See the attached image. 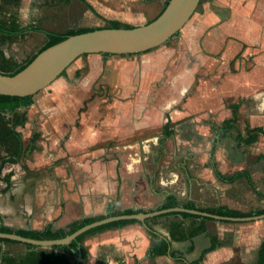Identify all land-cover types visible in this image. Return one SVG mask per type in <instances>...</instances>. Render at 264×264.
I'll return each instance as SVG.
<instances>
[{
    "label": "crops",
    "instance_id": "1",
    "mask_svg": "<svg viewBox=\"0 0 264 264\" xmlns=\"http://www.w3.org/2000/svg\"><path fill=\"white\" fill-rule=\"evenodd\" d=\"M112 1V9L95 10L132 27L154 20L166 2ZM197 11L170 49L138 58L87 55V71L75 84L69 73L52 83L51 104L40 117H47L54 140L46 153L55 156L0 172L1 226L12 233L66 231L73 222L102 218L109 206L112 215L162 210L168 197L177 207L191 203L198 211L264 210V136L252 144L237 139L246 127L264 130V0H203ZM152 74L165 82L150 88ZM235 104V129H227L222 124ZM62 138L64 145H56ZM238 173H246L252 185L243 177L231 183L218 178ZM169 214L85 236L84 264H190L211 239L214 247L199 264H256L264 219L207 218L203 233L169 241L173 224L200 223ZM159 239L169 241L173 258L150 256ZM0 249L14 258L28 252L14 241L0 243Z\"/></svg>",
    "mask_w": 264,
    "mask_h": 264
},
{
    "label": "trees",
    "instance_id": "2",
    "mask_svg": "<svg viewBox=\"0 0 264 264\" xmlns=\"http://www.w3.org/2000/svg\"><path fill=\"white\" fill-rule=\"evenodd\" d=\"M5 2H12L17 3L18 0H3ZM82 3H84L85 7L90 10L97 18L103 20L106 22V26L101 28H87V29H78V30H71L64 34H56V33H50L45 32L40 29H37L36 31L44 33L46 37L45 44L41 47V49L33 55L27 62H25L22 65H15L13 63H10L7 65V63H0V73L3 75L13 76L14 74L21 71L23 68H25L26 65H28L34 57L43 51L44 49L59 43L69 36H74L86 32H90L97 29H103V28H110V29H117V28H124V29H130L132 26L121 24L117 21H110L104 19L96 10L95 8L90 5L87 1L81 0ZM169 0H166L163 9L168 4ZM201 2V0H200ZM199 2V3H200ZM162 9V11H163ZM161 11V12H162ZM160 12V13H161ZM25 29H23L18 19L14 16L11 18H0V36L5 38L8 41H11L13 38L19 36L21 33H23ZM179 32L175 35L178 36ZM174 36V37H175ZM169 42V41H168ZM167 42V43H168ZM165 43V44H167ZM107 55V54H102ZM87 55H83L81 57H85ZM68 69V68H67ZM65 69L60 77L65 76L66 70ZM87 71V66L84 67L83 71L77 70L74 74V78L78 79L80 78L85 72ZM96 93L94 92V95ZM93 95H91L88 99H91ZM32 98L33 96H27V97H10V96H4L0 95V172L3 169L4 165L6 163H16V157L19 156L20 151V134L16 132V128L20 127L22 128L25 123V114H18L16 110L20 107L27 108L32 104ZM229 108L231 110V118L229 120H226L223 122V126L227 129H235V124L237 121V111L239 108V105H229ZM81 110V109H80ZM9 115V117H7ZM164 130L167 132L168 126H164ZM168 134V133H166ZM258 135L264 136V130L261 128H253L250 129L249 127H246L245 129V135L241 136L238 134L237 139L244 143V144H252L257 141ZM239 177H243L247 183L251 186V180L249 176L246 173H238L230 177H221L218 175L219 179H222L226 182H233ZM178 206V202L172 198L168 197L166 201L159 207V209H169L174 208ZM185 209L194 210V207L191 203H186L182 206ZM199 211L207 212L211 214H215L222 217H232V218H243L251 216L252 213H240L237 211L229 210L227 208H216L212 210H202L199 209ZM146 213L145 210H124L123 212H115L114 215H130L134 213ZM256 215L264 214V210L257 211L255 213ZM169 215L178 216L182 219H189V220H199L200 223L198 225H195L194 227L185 228L182 223H176L172 225V228L169 233V241L174 240H181V239H191L194 236H197L198 234H201L205 231L204 223L206 222L207 218L199 217L192 214L187 213H171ZM161 217V216H160ZM96 219L88 218L83 219L81 221H76L71 223L68 226V229L66 231L63 230H57L52 231L50 228L45 229L42 232H27V231H17L15 234L36 239V240H54V239H61L75 230L79 229L80 227L89 224ZM130 223H137L135 220H127V221H118L113 222L107 225H103L100 227H96L94 229H91L87 231L86 233L80 235L77 237L69 246H56L52 247L50 249L46 248H40L28 244H24L26 248L28 249V252H26L23 256L19 258H14L8 255H4L0 249V264H84L86 258H87V251L84 247L81 246L82 240L85 236L99 232L104 229L108 228H116V227H122L124 225L130 224ZM0 233H12L9 229L3 227L0 225ZM212 240V244L209 248L203 250L200 254V256L190 264H199L203 258V256L211 251L214 247V240ZM169 241L164 239H159L156 241V244H154L150 250V256L152 258H157L161 256L168 255L170 257H174L175 254L172 251L168 252L169 248ZM13 242L7 239H0V243H9ZM80 258V262L77 263L76 259ZM256 264H264V240L261 243Z\"/></svg>",
    "mask_w": 264,
    "mask_h": 264
},
{
    "label": "water",
    "instance_id": "3",
    "mask_svg": "<svg viewBox=\"0 0 264 264\" xmlns=\"http://www.w3.org/2000/svg\"><path fill=\"white\" fill-rule=\"evenodd\" d=\"M200 0H169L163 11L151 22L130 29L103 28L69 36L40 53L13 76L0 73V95L10 97L33 96L53 83L76 59L83 55H136L152 51L173 38L189 21ZM187 213L203 218L227 222H247L263 220L264 214L243 218L222 217L215 214L181 207L162 209L150 213L112 215V206L105 215L86 224L71 234L54 240H36L15 233H0V239H7L40 248L69 246L77 237L87 231L118 221L135 220L145 224V220L162 214ZM80 262V258L76 259Z\"/></svg>",
    "mask_w": 264,
    "mask_h": 264
},
{
    "label": "rangeland",
    "instance_id": "4",
    "mask_svg": "<svg viewBox=\"0 0 264 264\" xmlns=\"http://www.w3.org/2000/svg\"><path fill=\"white\" fill-rule=\"evenodd\" d=\"M85 1L95 9L99 7L112 9L114 7V2L112 0ZM202 1L203 0H201V2ZM197 10L198 6L191 18L198 12ZM12 16L18 19L20 26L25 29V31L11 41L0 36V63L4 61L3 63H7V65L9 62L15 65H22L41 49L46 42V37L44 33L36 31L37 29L50 33L64 34L71 30L101 28L107 25L105 21L97 18L90 10H88L81 0H18L17 3L0 0V18L6 19L11 18ZM120 23L123 24L122 22ZM187 23L184 27H186ZM184 27L179 31L178 36L171 38L167 44L154 50L170 49L175 46L178 37L184 33ZM250 48H252V46H250ZM142 54H137V58L142 57ZM85 57H79L78 60H75L66 70V73H69V76L72 77L70 81L68 80L69 82H74L75 84L78 81V79H75L73 74H71V71L74 66H77L78 70L83 71L86 66ZM168 60L169 59L159 65L162 68H166ZM162 70L164 71L165 69ZM152 77L155 80L153 83L154 86L153 84L150 86L152 89L161 86L165 82L164 76L154 78L152 74ZM50 87H52V83L37 94L33 95V102L29 107H20L16 110L18 114H25L26 118L24 126L22 128H16V131L22 138V150L16 163H6L4 165L1 170V175L3 173L6 174L8 170H10L11 173L18 171V166L16 165L18 162L19 164H23L25 162L53 160L51 158H54L55 154L46 153L49 151V145L54 144V140L48 132V120L45 116L40 117L44 106L47 107L51 104L49 101V95H51ZM93 88L95 89V87ZM148 93L150 95L151 91ZM100 110L103 113L106 112L104 107H101ZM7 117H9V115H7ZM64 143L65 138H62L57 141L56 145L62 147ZM34 147H41V151H36L37 148L33 150ZM28 150L29 155L25 157L26 155H23V153ZM152 264H155V262L153 261Z\"/></svg>",
    "mask_w": 264,
    "mask_h": 264
},
{
    "label": "flooded vegetation",
    "instance_id": "5",
    "mask_svg": "<svg viewBox=\"0 0 264 264\" xmlns=\"http://www.w3.org/2000/svg\"><path fill=\"white\" fill-rule=\"evenodd\" d=\"M16 132H17V131H16ZM20 150H22L21 142H20ZM19 154H20V151H19ZM18 157H19V156H18ZM18 157H16V159H17Z\"/></svg>",
    "mask_w": 264,
    "mask_h": 264
}]
</instances>
